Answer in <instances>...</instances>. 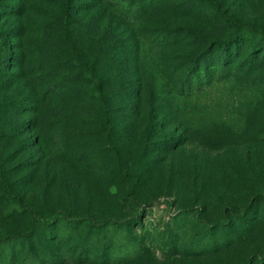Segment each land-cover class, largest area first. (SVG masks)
Masks as SVG:
<instances>
[{"label": "rangeland", "instance_id": "1", "mask_svg": "<svg viewBox=\"0 0 264 264\" xmlns=\"http://www.w3.org/2000/svg\"><path fill=\"white\" fill-rule=\"evenodd\" d=\"M23 231L0 264H264V0H0V235Z\"/></svg>", "mask_w": 264, "mask_h": 264}, {"label": "trees", "instance_id": "2", "mask_svg": "<svg viewBox=\"0 0 264 264\" xmlns=\"http://www.w3.org/2000/svg\"><path fill=\"white\" fill-rule=\"evenodd\" d=\"M64 17H66V15L63 16V22H64ZM231 38L227 39L225 45L228 46V42L229 41H232L230 40ZM203 61V60H202ZM202 63H200L199 65H201ZM212 76H208L206 73L203 74L202 76L200 77H197V79L191 77V73L190 71H188L186 77L184 78V80L182 81L181 80V86L179 87V90L180 91H184V92H190L192 91L194 88H202V85L205 84L206 82H211V79ZM66 217L67 220H71L70 219V216L68 214H65L64 215ZM73 218V217H72ZM40 219H44L42 218V216L40 215H35L31 218V224H34L37 220H40ZM75 220H83L85 219V217H80V216H75L74 217ZM111 219H114L115 221H122V219H119V218H111ZM28 232L27 231H23V232H18V233H15V234H5V235H0V245L2 243H5L7 241H9L11 238H14V237H17V236H25V234H27ZM13 256L11 257V262H9V264H14L13 263V260H12Z\"/></svg>", "mask_w": 264, "mask_h": 264}]
</instances>
